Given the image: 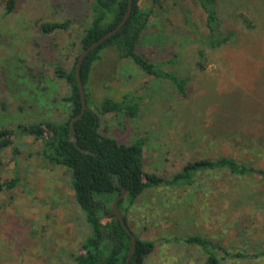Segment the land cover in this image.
<instances>
[{"label": "rangeland", "instance_id": "rangeland-1", "mask_svg": "<svg viewBox=\"0 0 264 264\" xmlns=\"http://www.w3.org/2000/svg\"><path fill=\"white\" fill-rule=\"evenodd\" d=\"M7 2L0 0V129L14 133L12 146L2 153L0 184L18 182L0 191V264H74L89 229L76 206L71 176L63 166H48L42 141L17 127L65 120L69 88L53 67L74 61L71 45L81 29L73 23L69 31L44 34L39 25L81 20L89 0H15L8 14ZM162 2L138 53L171 61L165 69L188 79L187 95L182 98L169 82L146 76L131 59L119 62L108 49L86 86L90 107L126 94L142 100L133 119L100 116V132L121 144L144 138V171L161 178L189 163L221 157L264 170V0H218L221 29L234 37L220 49H206L204 72L195 65L198 49L204 48L192 35L204 31L196 0ZM141 4L151 6L150 0ZM240 15L255 28L247 29ZM30 70L43 74L40 85L29 79ZM257 173L241 178L205 173L189 187H157L139 197L128 226L140 239L155 242L144 264H205L197 246L185 242L188 236L251 258L229 264H264L259 254L264 251V179ZM94 199L112 206L105 194Z\"/></svg>", "mask_w": 264, "mask_h": 264}, {"label": "trees", "instance_id": "trees-1", "mask_svg": "<svg viewBox=\"0 0 264 264\" xmlns=\"http://www.w3.org/2000/svg\"><path fill=\"white\" fill-rule=\"evenodd\" d=\"M14 2L15 0H8L7 14L13 10ZM150 2L151 6L145 7L141 6V0H133L131 15L126 24L114 36L87 54L83 61L80 77L84 85L87 108L81 119L74 123V137L77 146L90 151L91 154L80 152L70 141L69 136L70 121L82 108L75 65L83 50L119 24L127 11L128 0H89L88 12L81 20L63 18L62 21L43 22L39 25L44 34L69 31L73 23H77L81 29L77 40L71 45L76 51L74 61L65 68L57 64L53 67L55 77L64 80L69 88V94L64 99L69 104L65 120L62 122L42 120L37 123L20 124L17 127L22 135L32 137L35 141H42L43 157L47 160L48 166H63L71 176L76 206L89 229L75 255L74 264H126L131 244L130 237L114 215L108 216L111 208H107L105 202L94 199V195H107L110 205L114 198L122 193V189H125V196L119 200L118 208L128 226L129 212L137 199L153 188L189 187L196 177L217 172H225L238 178L258 172L261 179H264V170H255L253 166L239 163L231 157L198 160L187 164L171 178H161L144 171V138H138L129 144H121L100 132V116L111 114L117 118L133 119L140 112L142 100L134 94H126L120 100L104 99L100 105L95 106V110L90 107V95L86 86L93 66L103 59V53L108 49L114 50L119 62L131 59L146 76L169 82L182 98L187 95L188 79L165 69V65L171 61H154L145 54L138 53L143 33L157 10L163 8L162 0ZM196 4L204 15V31L197 30L196 34L193 31L192 35L194 40L197 39V42L204 45V48L198 49L195 65L199 71L204 72L208 64L206 49L217 50L226 46L232 41L234 33L223 32L221 29L218 0H196ZM239 17L247 29L255 28L253 21L248 17L244 15ZM183 22L190 31L193 24L187 14H184ZM43 77V74H32L30 70L29 79L38 85ZM13 133L8 129H0V168L2 153L13 144L11 138ZM17 182L18 179H13L4 185L0 184V191L13 189ZM131 233L136 237V247L130 264H144L145 259L154 251L155 242L142 240L137 233L132 231ZM185 242L197 246L201 254L206 256L205 264H229L232 259H251L246 252L232 254L206 238L188 236ZM259 254L263 255L264 251Z\"/></svg>", "mask_w": 264, "mask_h": 264}, {"label": "water", "instance_id": "water-1", "mask_svg": "<svg viewBox=\"0 0 264 264\" xmlns=\"http://www.w3.org/2000/svg\"><path fill=\"white\" fill-rule=\"evenodd\" d=\"M132 2H133V0H128L127 11L124 14L122 20L119 22V24L115 28H113L111 31L107 32L99 40L92 43L88 48L83 50V52L79 55L77 62H76V65H75V77H76L77 85H78L79 92H80L82 108H81L80 113L70 121L69 136H70V141L82 153L91 154L90 151H85V150L79 148L76 144V139L74 137V123L81 119V117L84 115L86 108H87L84 85H83V82H82L81 77H80L81 67H82L83 61H84L87 54H89L96 47L103 44L107 39L114 36L126 24V22L128 21L130 15H131ZM125 193H126L125 189H122V193L114 198V200L112 202L111 210H110L108 216L114 215L117 218V220L120 222V224L122 225L125 232L130 237L131 244H130V248L128 250V254H127V258H126V264H130L132 254H133L135 247H136V237L131 233L130 229L128 228L127 224L125 223L123 216H122V214L118 208V202L120 199H122L125 196ZM103 212H104V209H103Z\"/></svg>", "mask_w": 264, "mask_h": 264}]
</instances>
